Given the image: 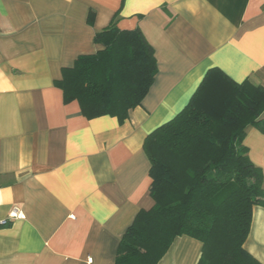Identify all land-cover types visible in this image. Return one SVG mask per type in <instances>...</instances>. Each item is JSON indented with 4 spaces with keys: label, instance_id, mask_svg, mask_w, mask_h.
Segmentation results:
<instances>
[{
    "label": "crops",
    "instance_id": "obj_1",
    "mask_svg": "<svg viewBox=\"0 0 264 264\" xmlns=\"http://www.w3.org/2000/svg\"><path fill=\"white\" fill-rule=\"evenodd\" d=\"M117 14L158 64L122 123L88 119L55 85L62 68L103 48L95 34ZM212 68L264 86V0H0V264H115L123 235L155 203L144 141ZM244 144L264 172V132L249 127ZM202 247L177 236L158 264H197ZM245 248L264 264L262 206Z\"/></svg>",
    "mask_w": 264,
    "mask_h": 264
},
{
    "label": "trees",
    "instance_id": "obj_2",
    "mask_svg": "<svg viewBox=\"0 0 264 264\" xmlns=\"http://www.w3.org/2000/svg\"><path fill=\"white\" fill-rule=\"evenodd\" d=\"M117 20L95 34L101 50L78 56L55 80L64 101L77 100L88 119L125 121L158 72L141 29H121ZM263 114V85L207 72L184 109L144 141L155 203L123 235L115 264H158L181 235L202 242L197 264H263L245 242L254 207H264V172L244 144L249 127L264 132Z\"/></svg>",
    "mask_w": 264,
    "mask_h": 264
},
{
    "label": "built area",
    "instance_id": "obj_3",
    "mask_svg": "<svg viewBox=\"0 0 264 264\" xmlns=\"http://www.w3.org/2000/svg\"><path fill=\"white\" fill-rule=\"evenodd\" d=\"M16 215V216H19V215H21L20 213H17V212H15V213H13V215ZM7 223V221H3V223L2 224H6Z\"/></svg>",
    "mask_w": 264,
    "mask_h": 264
}]
</instances>
